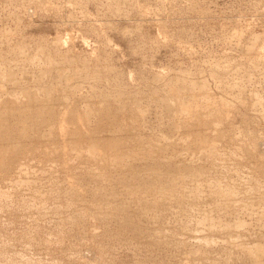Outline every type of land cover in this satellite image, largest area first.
Wrapping results in <instances>:
<instances>
[{"label":"rangeland","instance_id":"1","mask_svg":"<svg viewBox=\"0 0 264 264\" xmlns=\"http://www.w3.org/2000/svg\"><path fill=\"white\" fill-rule=\"evenodd\" d=\"M45 1H47L49 4ZM137 1H138V3L140 2V5L143 8L144 7L146 8V12H148L147 13L148 16L146 14V16H147L146 18L143 15H141V12H139L142 9H141L140 5L138 6ZM137 1L136 0H130V1L129 0H122V2H121V0H112V2H111V0H59V1L58 0H39V1L38 0H0V55H1L0 56V64H2L3 67H6V66L12 67L15 70L21 69L20 72H22L24 70V68H27L30 72V75H28V81L27 82H29L30 79L33 82L35 80L34 77L38 74L40 67H45L46 63L49 65L48 67H50V65H52V64H56V62H57V64L60 63L61 59H62V55H65V53H67V52H72L75 55H77V53H78L77 56H82V55L83 56H89V54L93 52L92 50H97L98 48H101L102 50L98 49V52L96 51V54L101 57L100 59L102 60V63L104 64L105 71H107L106 67L108 70L110 69L109 72L114 71L112 73H109V75L107 74L108 75L107 79L110 77L109 79L111 81H113V85L111 84L108 89H110L111 92L116 91V92H119L121 95L123 94V96H124L123 99H126V101H127L126 103H128L132 106H141L142 105L141 107L145 108L149 113L147 118H141L140 119V117H139V121L141 120L140 122L134 121L135 120L134 115H133L134 118H132V120L129 117L126 119L133 126V127H131L132 133H137V134L139 133L138 137L142 140H144V139L146 140V136H148V134L160 135L163 131L166 130V127L162 124V122L158 121V120H160L159 118L161 116V112H160V108H159V102L153 98L154 96L152 94L153 89L158 87V85L155 84V79L157 77V74H155V73H157L161 69L164 71L170 70L169 71L170 73L177 74V75L186 73L187 76L189 74H190L189 76H191V72L194 71V73H192V78L200 77L199 78L200 80H204L208 83V86L210 87L209 89H210L211 93L215 92V90L217 89V90H219L218 93L216 90V92L213 94H215L218 97H220V96L221 97L222 96L230 97L229 99L232 100L233 103H237V102L239 103V101H241L240 98L238 99L235 96L236 91H227L223 88H224V86L227 87L226 83H228L229 85H232L235 82H237L238 80L242 81L244 84L242 86L244 89L243 93L245 92L244 95H246V98H247L246 100H244L246 102V105L245 104L244 105L239 104L241 107L239 105H238V107L235 106L234 110L236 112L232 111L231 115H230L231 116V121H230L231 125H233L234 123H237V124L232 126L236 129L237 133L234 134L233 138L230 137L229 139H225L226 141H224V143H222L224 145H222L220 143V145H221L220 149L221 150L219 151V154H221L222 157L220 156V158H222V159L221 160L219 159L220 162H219V160L218 161L215 160L214 162H212V164L214 165V167H216V169H218L217 177H218V179L220 178L219 180L222 183L223 182L226 184L232 183L234 185L237 183L236 187L238 186L237 188H239V191L242 189L239 193L240 194L239 197H241V195H243V196L247 195L248 196L247 191L250 192V190H251L250 189L251 187H249V186L254 185V182H252L251 179L255 178L256 175L253 171V168L251 167V164H249L245 159L247 156L245 155V153H243V149H244L243 145H249L248 148H249L250 152L252 153V155H254V156H252V158L254 157L253 159H255V158L260 159L261 163H263V166H264V115H262L263 114L262 112L257 111L255 109L256 108L255 106H253V107L247 106V105H249L248 102L251 104L257 102V100H258L257 98H261L262 102H264V70H263V68H264V66H263L264 60L263 59L264 58L262 59L263 61L257 60L256 62L253 63L252 61H255L256 59L252 58L253 60L250 61L252 56L249 54V52H247V47L252 42L253 35H255V34L259 35L260 38L262 39V41H264V39H263L264 38V24H263L264 23V0H137ZM189 1H191V2H189ZM66 2L68 3L67 5H66ZM70 2H71V6L69 5ZM135 2L137 4H135ZM43 3L47 4V7L49 5V7L45 8ZM63 3H64V5H63ZM97 3H98V5H97ZM34 5H36V6H34ZM50 5H51V7H50ZM72 5L74 6V8ZM147 5H149L150 7ZM167 5H169V6H167ZM192 5H194V6H192ZM55 6H57V7H55ZM190 6L193 7L194 9L191 8ZM72 8L74 10H72ZM35 10H36V12H35ZM57 10H60V11H57ZM75 10H77L78 12ZM79 10H81V11H79ZM195 10H198V11L196 12ZM86 11H87V13H86ZM79 12H81V14ZM82 12H83V14H82ZM84 12H85V14H84ZM160 13H161V15H160ZM74 14H75V16H74ZM84 15H85V17L87 16L86 19L83 17ZM91 16H93L94 18ZM4 17H5V19H4ZM257 17H258V19H257ZM89 18H90V20H89ZM71 22L74 24V26ZM84 22H85V24H83ZM90 22H91V24H90ZM96 22H98V23H96ZM110 22L111 23L113 22L112 23L113 25L110 24ZM224 23H225V25H224ZM59 24H60L61 28L59 27ZM61 24L63 27L61 26ZM82 24H83V27H81ZM91 25H92V28H90ZM159 25L162 26L163 28H165V29H162V27H161V29L163 30L162 31L163 34H161V30L158 32L157 27ZM163 25L166 27H164ZM240 26H241V28H240ZM250 26H251V28H250ZM98 27L102 28L104 31L107 30L108 32L107 31L104 32ZM70 28H71V30H70ZM81 28H82V30H81ZM136 28H138L139 30L138 29L136 30ZM236 28H238V31H241V34H242L241 37L243 40L241 39V42L239 41V43L237 42L238 40H237L236 35H235L236 34ZM76 29L80 30V31H77ZM87 29H88V31H87ZM95 29L98 33L95 31ZM98 29L100 30V32ZM121 29L123 30V33H122ZM179 29H181V30H179ZM9 30L11 33L9 32ZM15 30L17 31V33ZM20 30H21V32H19ZM64 30H65V32H64ZM66 31H68V32H66ZM76 31H77V33H76ZM126 31H127V33H126ZM71 32H72V35H74L76 38V39H74L72 45L71 44L67 45V47H70V45H71V51H66V50H64L63 52L60 51L59 48L57 47V44L54 43L55 39L57 40L61 36L60 38H62V40H64V38L66 36H68L67 34H71ZM79 32H82V33L80 34ZM164 32L166 33V35H164ZM12 33H13V35H12ZM159 33L162 35L161 37L165 38L167 36L166 37L167 41H166V39L163 41L155 40V38H158V36L160 35ZM142 34H143V36H142ZM156 34L157 35L159 34V35L157 36ZM101 35H103L104 37L102 36V38H101ZM89 37H91V38H89ZM87 38H88V41L85 40ZM103 38H104V40H103ZM105 39L106 40L109 39V40L105 41ZM24 40L26 42H23ZM110 40H112L113 42ZM249 40H250V42H249ZM27 41H28V43H27ZM79 41L81 43H79ZM84 41H86V42H84ZM94 42H96V44ZM164 42H165V44H164ZM110 43H112V44H110ZM109 44L111 45L110 48L107 46ZM117 44H118V46H117ZM157 44H159V45H157ZM26 45H28V47ZM31 45H32V47H31ZM46 45H47V47H46ZM96 45H97V47L98 46L99 47L97 48ZM190 45H192V46H190ZM9 46H10V48H9ZM53 46H54V49H53ZM103 46L107 47L108 50H106V48H105V51H103L104 50ZM114 46H115V48H113ZM1 47L3 48V50ZM93 47H95V49H93ZM176 47H178V48H176ZM190 47H192V48H190ZM56 48H57V50H56ZM86 48H87V51H86ZM116 48H117V50H116ZM235 48H237V49H235ZM51 50H52V52H51ZM99 50H100V52H99ZM233 50L235 52H232ZM18 51H22L23 56H29V57H32L36 53H38L39 57H37V59L35 60V63H28V62L25 63L23 61L22 57L20 58L19 53H16ZM77 51H79V52H77ZM82 51L83 52L85 51L87 53L90 52V53L85 54V52L82 53ZM109 51H110V53H109ZM112 51L114 54L111 53ZM188 51H190V52H188ZM227 51L229 53L231 52L230 54H232V53L233 54L230 56V54L227 53ZM54 52L58 56L55 57V54H53ZM102 52H105V53H102ZM60 53H61V56H59ZM100 53H101V55H100ZM106 53H107V55H106ZM244 53H245V55H244L245 57L243 56V58H242V55ZM150 54H152V55H150ZM248 54L250 55L249 57H248ZM12 56L15 58H13ZM107 56H109L108 59L111 58L112 60H108L106 58ZM234 56H236V57H234ZM48 57H50V59H49L50 61L48 60ZM52 57H54V58L52 59ZM144 57H145V60H144ZM175 57H177V59ZM228 57H231V58L229 59ZM46 58H47V60H46ZM55 58L57 60H55ZM248 58H249L250 62L248 61ZM185 60L187 61V63ZM243 60H245V61H243ZM108 61H110V62L107 63ZM111 61H113V62H111ZM222 61H223V63H222ZM227 61H228L230 66H228ZM216 62H218L222 66H224L223 67L224 72H222V70H219L218 73L213 74L210 71L213 69ZM112 63H114V64H112ZM247 63H249V64H247ZM12 64H13V66H12ZM209 64L212 67H209L210 66ZM235 64H237L238 66ZM248 65H251L252 68H250V66H248ZM259 65H262V66H260V69H259ZM112 66H113V68L114 67H116V68L113 69ZM189 66L191 67L190 69H189ZM231 66L234 68L229 69V68H232ZM108 67H111V68H108ZM238 68H240V69H238ZM118 69H119V71L121 70L120 73L118 72ZM186 69H188V71ZM193 69H195L196 71ZM208 69H209V71H208ZM252 69H254V70H252ZM217 71H218V68H217ZM252 71L254 72V74ZM122 72H123V74H126L127 76L126 75H125L126 77L123 76ZM261 72H263V73H261ZM54 73H51L50 77L48 76V78L46 79L45 82H47V83L52 82ZM107 73H108V71H107ZM243 73H244V75H243ZM260 73H261V75H260ZM52 74H53V76H52ZM86 74H87L86 75L87 77H85L84 79H87V80H84L85 83L83 84V82L82 83L79 82V84H78V86H81V88L78 89V91H77L78 95L75 93L78 97L76 95H74V93L71 92L72 96H73L72 99L74 100V97H76L75 99H77L78 104L76 103L75 108H74V109L77 108L76 110H81L85 106L84 100L93 99V96L91 94L90 85H89V82L91 81L92 75H91V73H88V72H86ZM132 74H133V76H132ZM153 74H155V75H153ZM197 74L198 75L201 74V75L198 76ZM83 76L84 75H81L80 78L76 81H74L75 79L69 80L70 82L68 81L67 78L62 79V83H63L62 86L63 87L59 86V87H61L60 90H54L52 92L53 97L51 100L54 101L55 106L58 107V110L60 112L66 110L67 105L64 107V105H65L64 102L68 104L67 100H70L69 98H65V95L67 93H70V90H73L77 87L76 82L80 81V79H82ZM149 76L151 78L148 79ZM223 76L225 79L223 78ZM228 76H229V78L232 79V81H231V79L228 78ZM132 78L135 80H133ZM217 78H219V79H217ZM235 78H237L238 80L236 79L237 80L236 81ZM123 79L124 80L126 79V82H123L124 81ZM127 79H129L130 81ZM227 79H228V81H227ZM86 81H88V83H86ZM133 81L134 82L136 81L135 82L136 84ZM253 81H255V82H253ZM150 82H152L154 85ZM210 82L212 85L210 84ZM68 83H71V85L68 86L67 85ZM73 83H74V85H73ZM137 83H139V84H137ZM146 83H147V85H146ZM127 84H130V85L127 86ZM141 86L143 89L141 88ZM86 88H88V89H86ZM140 88H141V90H140ZM136 89H137V91H136ZM123 90H124V92H126L125 95H124V92H122ZM132 90H133V92H132ZM145 90H146V93H145ZM80 92H81V95H80ZM140 92H142V94ZM230 92H232V93H230ZM251 92L253 93V95L251 94ZM139 93L141 95H139ZM132 94H133V96H132ZM228 94H229V96H228ZM247 94L249 97L247 96ZM148 95H149V97H148ZM244 95L241 94V96H243V97H244ZM250 95H252V96H250ZM140 96H142V97L139 98ZM143 96H144V98H143ZM63 97L65 99H63ZM253 97H254V100L252 102ZM255 98H256V100H255ZM129 99H130V101H128ZM79 100H80V102H79ZM61 101H62V103H61ZM132 102H133V104H132ZM139 103H141V104H139ZM155 105H156V108H155ZM79 107H81V108H79ZM241 108H242V110H241ZM237 109H238V111H237ZM246 109H247V111H246ZM243 111L246 112L247 117H245L246 114ZM251 111H252V113H251ZM253 113H255V114L253 115ZM251 115H252V118H251ZM213 116L218 123H221L219 118H217L218 112H217V114L215 112ZM234 116H235V118H234ZM242 116H243V118H241ZM117 117L118 116L115 117V116L111 115V116H109V118H104L105 119L104 122H106V125L110 127L111 125H109V122L111 121L114 123L115 120L120 119ZM249 117H250V119H249ZM258 119L259 120L261 119L260 120L261 122ZM246 120H248V121L246 122ZM252 120H255V124H254V121H252ZM156 121H157V123H156ZM232 122H234V123H232ZM242 123H244V124H242ZM209 124H210V122H205V125H209ZM134 126H137L138 128L134 127ZM239 127H240V129H239ZM251 128L252 129L255 128L256 131L255 130L253 131ZM156 129H158V130H156ZM139 130L141 132H139ZM257 130L259 131V134H258ZM242 131H244V132H242ZM248 132H250V134ZM255 132L258 134V136ZM243 133H244V135H243ZM245 133H248V135ZM260 134H261V136H260ZM235 135H237V138L235 137ZM253 135L255 137H253ZM242 137L243 138L247 137L251 141L247 140V138H245L247 140V141H245ZM257 137L258 138L260 137V138L258 139ZM139 138H136V139H139ZM252 138L253 139L257 138V139L253 140ZM236 139H237V141H236ZM254 141H256L257 144ZM260 142H261V144H260ZM252 143H254V144L251 145ZM239 144H242L241 145L242 147ZM250 146H251V148H250ZM224 147H225V150H224ZM226 148H227V150H226ZM236 149H237L238 153L235 152ZM252 149H255V151ZM257 151L259 153L262 152L263 154H259V153H257ZM39 153H41V154L39 155ZM42 153H44V154H42ZM239 153H240V155H239ZM255 154H257V156ZM259 155H262L261 158ZM46 156L47 155L45 152H43L42 150H39L38 153L35 154V156L27 154L26 156L24 155L23 157H21V158L19 157L17 159V164L19 163V161H21L20 163H23L24 161L27 160V162L31 161V162H29L31 164V166H34L36 168H37V166L39 167V164H40V166H41V164H44L43 170L45 171V173L47 175L46 178H45V176H43L44 178L42 177L39 179H37V177L34 178L36 180L33 184L30 183V185H26V187L23 186L21 190H20V188L18 190H12V188H14V186H12L13 185L12 182L10 181V183H9V181H5L4 179L6 176H4V174H2L0 172L1 173L0 174V183L3 185L2 187L0 185V189H4V190L9 189L10 191H12V194H13L10 200H5L4 202L0 203V221L2 220L0 222V226H1L0 227L1 228L0 229V235H2V238L0 237V255H1L0 256V264H27V263H31V264H69V263L70 264H206V263L207 264H215L216 263V264H219V262L221 264H222V262H223V264H228L227 259H226L228 257V255L226 256L225 254H227L230 251L232 246H233V248L236 247L235 245H237V244H235V243H237V241L235 239L231 238L230 234L227 235V232H225L226 233L225 234L224 232H222L221 230H219L215 226L210 229V226H208L210 224V221H208V220L206 221L204 219L202 220L201 218L207 217V214L210 215L209 216L210 218L215 217V216H217V217L220 216L227 221L226 223H228L230 221H234L232 219H234L235 216H232L234 213L232 215H230L229 212H225L229 207L226 208V210H223L222 208H220L222 210H220L219 212L215 209L216 211L214 210L213 213L215 212L216 214L214 213L215 215L211 216L213 214L210 212V210L212 209V205L209 206V204L208 205L205 204V203H208L207 201H209L211 199V196H210L211 194H210V192L205 191V189L203 191L205 193L204 194L202 193L203 197L201 195V197L203 198L202 200H200L201 203H199L200 202L199 201L198 202L199 204H197V206H196V207H198V209L194 206H191V208L193 207L194 213H193V211L189 212V210L188 209L186 210V208H185V207H187L190 209V204H189L187 195H186V197L182 196V195L177 196L178 200H174L172 205H170V208H168V210L164 211L163 213H165V214L161 215V217H160L161 220H160L159 226H161L164 229L160 233V235L158 234V236H161L163 238V240L162 241L161 240L155 241L156 236H155V233L152 231L157 228V224L148 223L146 220L143 222V225L145 226V228H148L149 231H146V233H141V235H139V234L137 235L133 230H130V231L127 230V231H123L122 233H119L118 229H117V224L115 222L114 223L112 222L110 224L108 222H106V223L102 222L101 223L100 220L97 221L94 218H92V219L87 218L83 221H78V220L72 218L71 213L65 215V217L63 218L62 216H59L57 213L50 214L47 211L42 212V210H44L45 208H48L49 206L50 207L54 206L55 202H53L51 200L46 201L43 199H38L36 196V193H34V195H33V190H35V188H36V190L39 189L40 191H42L43 194H46V193L48 194L50 190H54V189L56 190V188L62 184V174L58 171V169H56L57 172L54 171L53 168H52L53 169L52 171L50 170L52 167L51 166L52 165L51 159H53L52 158L53 155L49 156L48 158ZM230 156H232V158ZM240 156L242 157V159H240ZM32 157H34V158L38 157V158H36V160H35ZM243 157H245V158H243ZM21 159L22 160L24 159V161L22 162ZM236 159H238V160H236ZM42 160H44L45 162ZM230 160L231 161L234 160V161L231 162ZM239 160L242 162H239ZM262 160H263V162H262ZM236 162H238V163H236ZM244 162L246 165L244 164ZM212 164H208V165L211 166ZM223 164H225V165H223ZM236 164L239 166V168ZM229 165H230V167H229ZM231 165H232V167H231ZM244 165H245V167H244ZM223 167H225V168H223ZM36 168H34L32 170H37ZM75 168H77V169H75V172L80 173L83 170V164L82 165L77 164V166ZM236 168H238V169H236ZM250 169H252V170L250 171ZM232 170L234 172H232ZM252 171L254 174L252 173ZM226 173H228V174H226ZM236 173H238V175ZM9 174H11L10 179H16L15 178L16 176L11 177L12 175H15L13 173V171H11V173H9ZM56 178H58V180H56ZM60 178H61V180H60ZM240 178L241 179L244 178V179L241 180ZM245 179L248 180L246 183H245ZM235 180H237V181L239 180V181L235 182ZM82 181H81V185L84 184L83 186H85L87 184L85 187L90 188L89 190H91V193L88 192V195H93V193L95 192L94 190L97 187L92 188L93 183L91 181H88L85 178L82 179ZM226 181H228V182H226ZM239 182H240V185L238 184ZM242 182L245 183V185ZM261 182H264V176L261 177ZM57 183H59V184H57ZM56 184H57V186H55ZM22 185H24V184H22ZM47 185H48V187H46ZM51 186H52V188H51ZM53 187H54V189H53ZM246 189H250V190H246ZM253 192L254 191L251 190L250 193H253ZM243 193H245V194H243ZM13 196H14V198H13ZM17 196H18V198H17ZM204 197L208 200L206 201V199ZM252 197L254 198L255 196L253 195ZM17 199H19V201ZM247 199H249V198L247 197ZM185 200H187L188 202H186ZM203 201L204 202L206 201V202L204 203ZM213 204L215 206L219 205L216 202H213ZM8 205H9V207H8ZM30 205L34 206L36 209L41 208L43 206H45V208L37 209L38 211L40 210L39 212L38 211L32 212V211H29ZM46 205H47V207H46ZM80 205H81V208L84 206V205L82 206V203H77V204L73 203V205L71 204V206H74V207H76V206L80 207ZM198 205H201V206L199 207ZM202 208H203V210H202ZM10 209H11V211H10ZM183 209H185V210H183ZM205 209H206V211H205ZM182 210H183V212H182ZM199 210H201V212ZM186 211L188 214L187 215L185 214V215L188 218L185 217V215H184V212L186 213ZM197 211H199L198 213L200 215L196 213ZM208 211L211 214H209ZM1 212H3V214H1ZM15 212H16V214H15ZM220 212H221V214H219ZM25 213H26V215H25ZM189 213H191V216H189L190 215ZM192 213H193V215H192ZM222 213L225 215H223ZM257 213L258 212H256L255 214H251V218L247 217L250 214L248 212L243 213L241 216V220L244 219V220H246L247 224L250 223L249 225H251L247 229L248 232L242 230V234L245 235V237H243L244 236L243 235L242 238H244L245 240L247 239V241H245L247 243L251 242L252 239L255 238L257 235L262 234V232H260L261 229H259L260 227L257 225V222H256V221H258L257 220V217H258ZM13 214H15V215H13ZM203 214H204V216H203ZM226 214H229V215L227 216ZM246 214H248V215H246ZM8 215L11 216V218H13V217L17 218L18 216H20V218L19 217L17 219L13 218V220H11V218ZM201 215H202V217H201ZM255 215H257V216H255ZM5 216L6 217L8 216V217L5 218ZM51 217H52V219H51ZM26 219L28 220L29 223L26 221ZM63 219H66L68 221H64ZM247 219H248V221H247ZM14 220H17V222H15ZM23 220H24V222H23ZM263 220H264V217H263ZM7 221H8V223H7ZM250 221H252V222H250ZM25 222H27V223H25ZM90 222H92V223H90ZM15 223L17 226L15 225ZM72 223H73V225H72ZM29 224H30V226H31V224H33L34 227L33 226L30 227ZM45 224H47V227H45L46 226ZM67 224L72 226V227L68 228ZM77 225H80L81 227H79ZM6 226L8 229L6 228ZM37 226H38V228H36ZM57 226H59V227H57ZM62 226H63V228H62ZM254 226H256V230H255ZM95 227H98V228H95ZM253 227H254V230L251 231V229H253ZM74 228H75V230H74ZM42 229H45V231ZM53 229L56 231L54 232ZM57 229H58V231H57ZM96 229H98V230H96ZM249 229H250V231H249ZM29 230H31V231H29ZM33 231H34V234H33ZM38 232L41 234V236ZM64 232L67 234V236ZM245 232H247V233H245ZM257 232H259L260 234ZM52 233H54V234L57 233V235L55 234L53 236ZM126 234H127V236H126ZM3 235L6 237L4 238ZM62 235H63V237H62ZM205 235L207 236V238H210L211 240L215 241L213 246H209V247L203 246L204 244L202 241L203 240L202 237H205ZM16 236L20 239H18ZM251 237H252V239H251ZM249 238H250V241H249ZM24 239H25V241H24ZM3 240H5L6 242ZM183 241L186 243L183 244ZM19 242L21 243V246L19 245L20 244ZM36 243H38V244H36ZM199 243L200 244L202 243V244L200 245ZM8 244H9V246L11 245V247H9ZM30 244H33V246ZM12 246H14V247H12ZM199 246H202V248H200ZM188 247L190 250H188ZM204 247H206V248L204 249ZM210 248H211V250H210ZM197 249H198V251L200 249L203 251H206L207 254L206 253L205 254L207 256L209 254L208 257H210V255L213 254V255H211L213 257L210 258V260H209V258H207V259L202 258L203 259L202 260L201 257H199L200 259L197 257V260L194 258L191 259L192 256H191V254H188V253L194 252L195 250L197 251ZM8 250L10 252H8ZM22 250H23V252H22ZM198 251H197V253H198L197 255H200L201 251H199V252ZM26 252H28V253L30 252V253L28 254ZM92 252H94V253H92ZM35 253H36V255H35ZM15 255H17L18 258ZM214 256H216L217 258ZM23 257L26 260H24ZM224 257H225V259H224ZM211 259L215 260V262L212 261ZM217 259H219V260L217 261ZM13 260H14V262H13Z\"/></svg>","mask_w":264,"mask_h":264},{"label":"bare ground","instance_id":"2","mask_svg":"<svg viewBox=\"0 0 264 264\" xmlns=\"http://www.w3.org/2000/svg\"><path fill=\"white\" fill-rule=\"evenodd\" d=\"M45 2H47V1H45ZM111 2H112V0H111ZM121 2H122V0H121ZM189 2H191V1H189ZM137 3H138V1H137ZM137 3L135 2V4H137ZM67 4L68 3L66 2V5ZM43 5L45 6V8L49 7V5L47 7V4H45V3H43ZM63 5H64V3H63ZM69 5L71 6V2L69 3ZM97 5H98V3H97ZM139 5H140V2L138 3V6ZM34 6H36V5H34ZM147 6H149V5H147ZM167 6H169V5H167ZM192 6H194V5H192ZM50 7H51V5H50ZM55 7H57V6H55ZM73 8H74V6H73ZM73 8H72V10H74ZM191 8H193V7H191ZM141 9L142 10H140L139 12H141V15H143L146 18L148 16V14H147L148 12H146V8L145 7L143 8L141 6ZM77 10H75V11H77ZM57 11H60V10H57ZM79 11H81V10H79ZM195 11L197 12L198 10H195ZM35 12H36V10H35ZM79 13L81 14V12H79ZM86 13H87V11H86ZM82 14H83V12H82ZM84 14H85V12H84ZM146 14H147V16H146ZM160 15H161V13H160ZM74 16H75V14H74ZM83 17L86 19L87 16L85 17V15H84ZM91 17H93V16H91ZM90 18H89V20H90ZM4 19H5V17H4ZM257 19H258V17H257ZM96 23H98V22H96ZM112 23L110 22V24H112ZM83 24H85V22ZM83 24L81 27H83ZM90 24H91V22H90ZM224 25H225V23H224ZM61 26H62V24H61ZM73 26H74V24H73ZM59 27H60V24H59ZM158 27H157L158 32L161 30V34H163L162 29H165V28H163L162 26H160L159 28ZM161 27H162V29H161ZM164 27H166V26H164ZM90 28H92V25ZM98 28H100V27H98ZM138 28H136V30ZM240 28H241V26H240ZM250 28H251V26H250ZM100 29L102 31H104L102 28H100ZM181 29H179V30H181ZM70 30H71V28H70ZM81 30H82V28H81ZM77 31H80V30H77ZM77 31H76V33H77ZM87 31H88V29H87ZM95 31H96V29H95ZM106 31H104V32H106ZM9 32H10V30H9ZM19 32H21V30ZM64 32H65V30H64ZM66 32H68V31H66ZM99 32H100V30H99ZM16 33H17V31H16ZM79 33L81 34L82 32H79ZM122 33H123V30H122ZM126 33H127V31H126ZM161 34L159 36L156 34L158 36V38H155V40H160V41L165 40L167 36L164 38V37H161L162 36ZM12 35H13V33H12ZM67 35L68 36H66L65 38L62 36L64 38V40H62V38H60L61 37L60 36L57 40L55 39V42H54L57 44V47L59 48V50L62 52L64 50L71 51V45L73 44L74 39H76L75 36L72 35V32H71V34H67ZM164 35H166L165 32H164ZM235 35H236V38L238 40L237 42L238 43H239V41L241 42V39H242L241 35L242 34H241V31H238V28H236V34ZM102 36L103 35H101V38H102ZM142 36H143V34H142ZM89 38H91V37H89ZM85 40L88 41V38ZM103 40H104V38H103ZM108 40L105 39V41H108ZM86 41H84V42H86ZM110 41H112V40H110ZM166 41H167V39H166ZM23 42H26V41L24 40ZM249 42H250V40H249ZM27 43H28V41H27ZM79 43H81V42L79 41ZM94 43L96 44V42H94ZM68 44H71L70 47H67ZM110 44H112V43H110ZM164 44H165V42H164ZM109 45H107V46L110 48L111 45L110 46ZM157 45H159V44H157ZM10 46H9V48H10ZM26 46L28 47V45H26ZM117 46H118V44H117ZM190 46H192V45H190ZM31 47H32V45H31ZM46 47H47V45H46ZM96 47H97V45H96ZM105 48H106V50H108L107 47H104L103 51H105ZM113 48H115V46ZM176 48H178V47H176ZM190 48H192V47H190ZM237 48H235V49H237ZM53 49H54V46H53ZM93 49H95V47H93ZM98 49H101V48H98ZM98 49L92 50L93 51L92 53H90V52L87 53L84 51L85 54H89V53L90 54H89V56H83L82 55L83 57L77 56L78 53H77V55L73 54L72 52L65 53V55H62V59L60 62L61 64L60 63L57 64V62H56V64L51 63L52 65H50V67H48L49 65L46 63L45 67H40L39 72L34 77L35 80L33 82L31 81V79L29 82H27L28 81V75H30V72L27 68H24V70L22 72H20L21 69L15 70L14 68L7 67V66H6L7 67L6 68V67H3L2 64H0V172L2 174H4V176H6L5 179L4 178L3 179L5 181H9V183H10V181L12 182V184H13L12 186H14V188H12V190H18L19 188L21 190L23 186L26 187V185H30V183L33 184L36 180L34 178H36V177H37V179L42 178L43 176H45V178H46L47 175H46L45 171L43 170L44 164H41V166L39 164V167L37 166V168H36L34 166H31V164L29 163L31 161L28 160L29 162H27V160L24 161V159L23 160L21 159L22 162L24 161L23 163H20L21 161H19L20 164L19 163L17 164V159L19 157L21 158L24 155L26 156L27 154L35 156V154L38 153L39 150H42L43 152L46 153L47 158L49 156L53 155L52 156L53 159H51V164H52L51 166L52 167L50 170L52 171L54 169V171H56V169H58V171L62 174V184L59 185L56 188V190L53 187L54 190H50L48 194L47 193L43 194L42 191H40L39 189L36 190V188H35L36 191L33 190V195H34V193H36V196L38 199H43L46 201L51 200V201L55 202L54 206H52V207L49 206L48 208H45V206H43V207L37 208V209L45 208L44 210H42V212L47 211L50 214L57 213L59 216H62L63 218L65 217V215L71 213L72 218L76 219L78 221H83L87 218H91V219L94 218L97 221L100 220L101 223L102 222H104V223L108 222L110 224L112 222L113 223L115 222L117 224V229H118L119 233H122L123 231H127V230L128 231L133 230L137 235L138 234L141 235V233H146V231H149V229L145 228V226L143 225V222L146 220L148 223L157 224V228L152 231L155 233V236H156L155 241L156 240H161V241L163 240V238L161 236H158V234L160 235V233L164 229L161 226H159L160 220H161L160 217H161V215L165 214V213H163L164 211H166V210H168V208H170V205H172L174 200H178L177 196L182 195V196L186 197V195H187V198H188V201L190 204V209L187 207H185V208H186V210L188 209L189 212H192L193 207L191 208V206L196 207L197 204L201 203L200 200L203 199L202 193L203 194L205 193V192H203L205 189V191L210 192L211 199L209 201H207L208 199H206L204 197L208 203H205L206 201L205 202L203 201V202L206 205H208V204H209V206L212 205L211 210L208 208L211 213H213V211L215 209L219 212L220 210H222V209L226 210V208L229 207L225 212H229L230 215H232L234 213L232 216H235V218L232 219L234 221H230L228 223H226L227 221L220 216H218V217L215 216V217L210 218L209 217L210 215L207 214V217L201 218L202 215L200 217L202 220L204 219L206 221L207 220L210 221V224L209 225L207 224L208 226H210V229L215 226L219 230H221L222 232H224V233L227 232V235L230 234V237L237 241V243H235V244H237V245H235L236 247L233 248V246H232L230 251L227 254H225L226 256L228 255V257L226 258L227 263L228 264H264V220H263V217H264V182H261V177L264 176L263 163H261L260 159H256V158L253 159L254 157L252 158V156H254V155H252V153L250 152V150L248 148L249 145H243V148H244L243 153H245V155L247 156L246 158L245 157H243V158H245L246 161L249 164H251V167L253 168V171H254L256 176H255V178L251 179V181L254 182V185L249 186V187H251L250 189L254 192L250 193L251 190L246 189V190H250V192L247 191L248 196L247 195H244V196L241 195V197H239L240 196L239 193L242 189L240 188L241 190L239 191V188H237L238 186L236 187L237 183L235 185L232 183H227V184L224 182L222 183L219 180L220 178L218 179V177H217L218 169H216V167H214V165L212 164V162H214L215 160L218 161L219 159L220 160L222 159V158H220L221 154H219V151L221 150L220 149V146H221L220 143L221 144L224 143V141H226L225 139H229L230 137L233 138L234 134L237 133L236 129L234 127H232L233 125H235L237 123L232 122L234 124L231 125V122H230L231 116L230 115H231L232 111H235L234 110L235 106L238 107L239 104L240 105H244V104L246 105V102L244 100H246L247 98H246V95H244L245 92L243 93V90H244L242 87L244 85L243 82L238 80L239 78L237 77L238 79L235 78V80L236 79L238 80V81L236 80L237 82H235L232 85H229L228 83H226L227 87L224 86V88H223L227 91H236L235 96L238 99L240 98L241 101H239V103L238 102L233 103L232 100L229 99L230 97H226V96L218 97L215 94H213L216 92L217 89L215 90L213 88L215 90V92L211 93V91L209 89L210 87L208 86V83L204 80H200L199 79L200 77L192 78V73H194V71L191 72V76H189L190 74L187 76L186 73L177 75V74L170 73L169 72L170 70L164 71L161 69L162 71L160 70L157 73H155V74H157V77L155 79V84H157L158 87L155 85L157 88L153 89L152 94L154 96L153 98L159 102V108H160L161 116H160V118L158 117L160 119L158 121L162 122V124L166 127V130L163 131L160 135H156V134L152 135V134L147 133L148 136H146V140L145 139L142 140L138 137L139 133L138 134L132 133L131 127H133V126L126 119L129 117L132 120V118H134V116H135L134 121L137 122V121H139V117H140V119L141 118H147L149 113L145 108L141 107L142 105L141 106H132V105L126 103L127 101H126V99H123V97H124L123 94L121 95L119 92H116V91L111 92V90L108 89L111 84L113 85V81H111L109 79L110 77L107 79V76L109 75V73L114 72L112 70L115 69L116 67L113 68V66H112V68H113L111 70L112 72H109L110 69L108 70L106 67V70L108 71V73H107V71H105V67H104V64L102 63V60L100 59L101 57L96 54V51L98 52ZM2 50H3V48H2ZM56 50H57V48H56ZM116 50H117V48H116ZM86 51H87V48H86ZM228 51H227V53H229ZM51 52H52V50H51ZM77 52H79V51H77ZM84 52L82 51V53H84ZM99 52H100V50H99ZM188 52H190V51H188ZM232 52H235V51L233 50ZM247 52H249V54L252 56L250 61L253 60L252 58L256 59L255 61H252L253 63L256 62L257 60L260 61L264 58V41H262V39L260 38L259 35H256V34L253 35L252 42L247 47ZM16 53H19L20 58L22 57V59L25 63L26 62L35 63V60L37 59V57H39L38 53H36L32 57L23 56L22 51H18ZM102 53H105V52H102ZM109 53H110V51H109ZM111 53H113V51ZM53 54H55V57L58 56V55H56L55 52ZM232 54H230V56ZM249 54H248V57L250 56ZM100 55H101V53H100ZM106 55H107V53H106ZM150 55H152V54H150ZM244 55H245V53L242 55V58ZM59 56H61V53L59 54ZM108 57L109 56H107L106 58L108 59ZM234 57H236V56H234ZM13 58H15V57H13ZM53 58L54 57H52V59ZM175 58L177 59V57H175ZM228 58L230 59L231 57H228ZM49 59H50V57H48V60ZM46 60H47V58H46ZM55 60H57V59L55 58ZM108 60H112V59L109 58ZM144 60H145V57H144ZM243 61H245V60H243ZM248 61H249V58H248ZM109 62L110 61H108L107 63H109ZM111 62H113V61H111ZM114 63H112V64H114ZM186 63H187V61H186ZM222 63H223V61H222ZM227 63H228V61H227ZM247 64H249V63H247ZM235 65H237V64H235ZM12 66H13V64H12ZM228 66H230L229 63H228ZM248 66H250V68H252L251 65H248ZM260 66H262V65H259V69H260ZM209 67H212V66L210 65ZM223 67L224 66H222L220 63L216 62L213 69L210 71L213 74L218 73L219 70H222V72H224ZM108 68H111V67H108ZM190 68L191 67L189 66V69ZM217 68H218V71H217ZM233 68L234 67L229 68V69H233ZM238 69H240V68H238ZM186 70L188 71V69H186ZM193 70H195V69H193ZM252 70H254V69H252ZM263 70H264V68H263ZM120 71L118 69L119 73H120ZM208 71H209V69H208ZM86 72L91 73V75H92L91 81L89 82V85H90L91 94L93 96V99L87 98L88 100H84L85 106L81 110H76L77 108L76 109H74V108H75V105L77 103V99H75L76 97H74V100L72 99V97H73L72 93H74V95H76L78 89L81 88V86H78L79 82L80 83L83 82V84L85 83L84 80H87V79H84L85 77H87ZM123 72H122V75L125 76L126 74H123ZM51 73H54V76L52 74V76H53L52 82H49V81H48L49 83L45 82L46 79L48 78V76L50 77ZM261 73H263V72H261ZM261 73H260V75H261ZM155 74H153V75H155ZM253 74H254V72H253ZM81 75H84V76L82 79H80V81L76 82L77 87L73 90H70V93H67L66 95L64 94L65 98H69L71 101L67 100L68 104L64 102V104H65L64 107L67 105L66 110L60 112L58 110V107L55 106L54 101L51 100L53 97L52 92L54 90H60L61 89V87H59V86H62V84H63L62 79L67 78L68 81L75 79L74 81H76L80 78ZM199 75H201V74H199ZM243 75H244V73H243ZM132 76H133V74H132ZM149 78H151V77L149 76L148 79ZM223 78H224V76H223ZM228 78H229V76H228ZM217 79H219V78H217ZM229 79H231V78H229ZM127 80H129V79H127ZM133 80H135V79H133ZM227 81H228V79H227ZM231 81H232V79H231ZM123 82H126V79ZM253 82H255V81H253ZM71 83H68L67 85L69 86V85H71ZM86 83H88V81H86ZM150 83H152V82H150ZM137 84H139V83H137ZM210 84H211V82H210ZM73 85H74V83H73ZM128 85H130V84H127V86ZM146 85H147V83H146ZM142 86H141V88H142ZM141 88H140V90H141ZM86 89H88V88H86ZM137 89H136V91H137ZM218 91L219 90H217V93H218ZM122 92H124V90ZM132 92H133V90H132ZM125 93L126 92H124V95H125ZM140 93L142 94V92H140ZM140 93H139V95H141ZM145 93H146V90H145ZM230 93H232V92H230ZM241 94L244 95V97L241 96ZM251 94L253 95L252 92H251ZM80 95H81V92H80ZM252 95H250V96H252ZM132 96H133V94H132ZM228 96H229V94H228ZM247 96H248V94H247ZM141 97L142 96H140L139 98H141ZM148 97H149V95H148ZM254 97L252 98V102L254 100ZM65 98L63 97V99H65ZM143 98H144V96H143ZM257 99H258L257 102H255L253 104L248 102L249 105H247V106H249V107L255 106L256 108L255 107L254 108L257 111L262 112L263 113L262 115H264V102H262L261 98H257ZM255 100H256V98H255ZM128 101H130V99ZM79 102H80V100H79ZM133 102H132V104H133ZM61 103H62V101H61ZM139 104H141V103H139ZM79 108H81V107H79ZM155 108H156V105H155ZM241 110H242V108H241ZM237 111H238V109H237ZM246 111H247V109H246ZM215 112H216V114L218 112V117L217 116L216 117L219 118L221 123H218L215 120V118L213 116ZM243 112H245V111H243ZM251 113H252V111H251ZM245 114H246V112H245ZM254 114L255 113H253V115ZM111 115H113L115 117L118 116L117 118H120V119L115 120L114 123L110 121L109 125H111V126L109 127L106 125V122H104V120H105L104 118H109V116H111ZM235 116H234V118H235ZM245 117H247V114ZM241 118H243V116ZM251 118H252V115H251ZM249 119H250V117H249ZM255 120H252V121H254V124H255ZM247 121L248 120H246V122ZM205 122H210V124L205 125ZM156 123H157V121H156ZM242 124H244V123H242ZM134 127H137V126H134ZM239 129H240V127H239ZM156 130H158V129H156ZM252 130L254 131L255 128ZM139 132H141V131L139 130ZM242 132H244V131H242ZM248 133L250 134V132H248ZM248 133H245V134L248 135ZM258 134H259V131H258ZM258 134H257V136H258ZM243 135H244V133H243ZM260 136H261V134H260ZM235 137L237 138V135H235ZM253 137H255V136L253 135ZM136 138H139V139H136ZM245 138H247V137H245ZM245 138H243L245 141L249 140L248 138H247V140ZM257 138H254V139H257ZM236 141H237V139H236ZM249 141H251V140H249ZM256 141H254V142H256ZM253 144L254 143H252L251 145H253ZM256 144H257V142H256ZM260 144H261V142H260ZM222 145H224V144H222ZM239 145L241 146L242 144H239ZM250 148H251V146H250ZM224 150H225V147H224ZM226 150H227V148H226ZM252 150L255 151V149H252ZM235 152L238 153L237 149ZM257 153H259V152L257 151ZM40 154L41 153H39V155ZM42 154H44V153H42ZM259 154H263V153L260 152ZM239 155H240V153H239ZM255 155L257 156V154H255ZM259 156L261 158L262 155H259ZM230 157L232 158V156H230ZM32 158H34V157H32ZM36 158H38V157H36ZM36 158H34V159L36 160ZM240 159H242L241 156H240ZM220 160H219V162H220ZM236 160H238V159H236ZM42 161H44V160H42ZM232 161H234V160H232ZM239 162H242V161L239 160ZM262 162H263V160H262ZM236 163H238V162H236ZM77 164H81V165L83 164V170L80 173L75 172V169H77V168H75L77 166ZM208 164H212V165L209 166ZM244 164H245V162H244ZM223 165H225V164H223ZM245 165H244V167H245ZM229 167H230V165H229ZM231 167H232V165H231ZM34 168H36L37 170H32ZM223 168H225V167H223ZM238 168H239V166H238ZM238 168H236V169H238ZM233 170H232V172H234ZM251 170L252 169H250V171ZM11 171H13V173L15 174V175H12L11 177L16 176L15 177L16 179H10L11 174H9V173H11ZM253 171H252V173H253ZM226 174H228V173H226ZM236 174L238 175V173H236ZM84 178L93 183L92 188L97 187L95 190L93 189L95 191V192L93 191L94 192L93 195H88V192L91 193V190H89L90 188L85 187L87 184L85 186H83L84 184L81 185V181ZM242 179H244V178H242ZM56 180H58V178H56ZM60 180H61V178H60ZM236 181L237 180H235V182ZM247 181L248 180L245 179V183ZM226 182H228V181H226ZM245 183H243V184L245 185ZM22 184H24V185H22ZM57 184H59V183H57ZM57 184L55 186H57ZM238 184L240 185V182ZM0 185H1V187L3 186L1 183H0ZM46 187H48V185ZM51 188H52V186H51ZM243 194H245V193H243ZM12 195H13L12 191H10L9 189L8 190L0 189V203L4 202L5 200H10ZM201 195H202V197H201ZM253 195L255 196L254 198L252 197ZM247 197L249 199H247ZM13 198H14V196H13ZM17 198H18V196H17ZM17 200L19 201V199H17ZM185 201L188 202L187 200H185ZM213 202H216L219 205L215 206L214 205L215 203L213 204ZM73 203L74 204L82 203V206L83 205L84 206L82 208H81V205H80V207L79 206H76V207L71 206V204L73 205ZM198 206L200 207L201 205H198ZM8 207H9V205H8ZM46 207H47V205H46ZM196 208L198 209V207H196ZM220 208H222V209H220ZM37 209L31 205L29 207V211H32V212L38 211ZM183 210H185V209H183ZM183 210H182V212H183ZM202 210H203V208H202ZM10 211H11V209H10ZM199 211L201 212V210H199ZM199 211H197L196 213L199 214L198 213ZM205 211H206V209H205ZM210 212H209V214H211ZM246 212L250 213L249 216H247L250 218H251V214H255L256 212H258L257 213V215H258L257 220L258 221H256V220L255 221L257 222V225L260 227L259 229H261L260 232H262L261 235H257L253 239H252V237H253L252 236L251 237L252 241L249 243L245 242V241H247V239L245 240L244 238H242V236L244 235V234H242V230L248 232L247 229L251 226V225H249L250 223L247 224L246 220H244V219L241 220L242 214L246 213ZM193 213H194V211H193ZM193 213H192V215H193ZM214 213L211 216L216 214V213L215 214ZM1 214H3V212H1ZM15 214H16V212H15ZM15 214H13V215H15ZM185 214L186 215L188 214L187 211H186V213L184 212V215ZM189 214H190L189 216H191V213H189ZM219 214H221V212ZM229 214H226V215L228 216ZM25 215H26V213H25ZM186 215H185V217H187ZM223 215H225V214H223ZM246 215H248V214H246ZM257 215H255V216H257ZM203 216H204V214H203ZM7 217L5 216V218H7ZM9 217L11 218V216H9ZM18 217L20 218V216H18ZM13 218H11V220H13ZM17 218H14V219H17ZM51 219H52V217H51ZM24 220H23V222H24ZM63 220L68 221L66 219H63ZM14 221L17 222V220H14ZM26 221L28 222L27 219H26ZM247 221H248V219H247ZM252 221H250V222H252ZM27 222H25V223H27ZM7 223H8V221H7ZM90 223H92V222H90ZM15 225H16V223H15ZM45 225H46L45 227H47V224H45ZM72 225H73V223H72ZM80 225H77V226L81 227ZM29 226H30V224H29ZM31 226H33V224H31ZM57 227H59V226H57ZM70 227H72V226L68 225V228H70ZM254 227L256 230V226H254ZM254 227H253V229H251V231L254 230ZM6 228H7V226H6ZM36 228H38V226ZM62 228H63V226H62ZM95 228H98V227H95ZM42 230L45 231V229H42ZM74 230H75V228H74ZM96 230H98V229H96ZM29 231H31V230H29ZM55 231L56 230H54V232ZM57 231H58V229H57ZM249 231H250V229H249ZM247 232H245V233H247ZM257 233H259V232H257ZM33 234H34V231H33ZM52 234H53V236L55 234L57 235V233H55V234L52 233ZM6 236L3 235L4 238ZM40 236H41V234H40ZM66 236H67V234H66ZM126 236H127V234H126ZM0 237L2 238V235H0ZM62 237H63V235H62ZM243 237H245V235ZM18 239H20V238H18ZM202 239H203L202 241L204 244L203 246H206V247L207 246L208 247L213 246V244L215 242V241L211 240L210 238H207L206 235H205V237H202ZM5 240H3V241H5ZM24 241H25V239H24ZM249 241H250V238H249ZM185 243L186 242L183 241V244H185ZM36 244H38V243H36ZM19 245L21 246V243ZM30 245L33 246V244H30ZM8 246H9V244H8ZM14 246H12V247H14ZM9 247H11V245ZM199 247L202 248V246H199ZM206 247H204V249ZM188 250H190L189 247H188ZM210 250H211V248H210ZM197 251H198V249H197ZM197 251L195 250L194 252L188 253V254H191V256H192L191 259L194 258L197 260V257L198 258L201 257V259L202 258H206V259L209 258V260H210V258L213 257V256H211L213 254H211L210 257H208L209 254L207 256L206 255L207 252L203 251L201 249L199 250V251H201L200 255H197L198 254ZM8 252H10V251L8 250ZM22 252H23V250H22ZM26 253H28V252H26ZM92 253H94V252H92ZM35 255H36V253H35ZM15 256L17 257V255H15ZM214 257H216V256H214ZM224 259H225V257H224ZM24 260H26V259L24 258ZM218 260L219 259H217V261ZM212 261L215 262V260H212ZM13 262H14V260H13ZM27 264H31V263H27ZM219 264H221V263L219 262ZM222 264H223V262H222Z\"/></svg>","mask_w":264,"mask_h":264}]
</instances>
